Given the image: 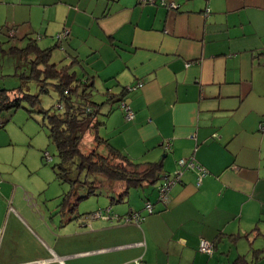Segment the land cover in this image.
I'll list each match as a JSON object with an SVG mask.
<instances>
[{"label": "crops", "instance_id": "obj_1", "mask_svg": "<svg viewBox=\"0 0 264 264\" xmlns=\"http://www.w3.org/2000/svg\"><path fill=\"white\" fill-rule=\"evenodd\" d=\"M166 2L177 8L0 0V27L58 42L57 61L75 60L132 108L129 121L121 102L103 108L112 111L99 134L112 147L162 162L165 175L192 156L207 172L197 185V171L184 170L167 204L157 186L119 184L63 210L55 173L41 176L39 161H16L0 142V264H264V0ZM130 212L140 225L122 221ZM201 239L215 243L212 256Z\"/></svg>", "mask_w": 264, "mask_h": 264}, {"label": "trees", "instance_id": "obj_2", "mask_svg": "<svg viewBox=\"0 0 264 264\" xmlns=\"http://www.w3.org/2000/svg\"><path fill=\"white\" fill-rule=\"evenodd\" d=\"M12 29L14 28H8L9 31H13ZM1 32H3V27H0ZM11 34L10 39L14 38L13 32ZM57 37L59 41L61 37ZM26 39V46L22 48L14 46L10 48V51L3 49L4 42L0 40V50L17 57L16 68L19 69L16 75L22 82L20 87H0V129L4 128L7 123L1 119L3 112L20 107L23 101H26L32 109L28 112L35 111L43 114L48 122V139L51 144L55 145L59 159L52 169L56 179L66 187L62 196L63 210L67 207L75 208L79 201L89 195H96L100 189L105 187L122 184L128 192L130 188L155 186L158 183L159 188L162 180L176 172L165 175L162 162H135L112 147L99 134V129L103 125L99 115L107 116L112 111L111 108L108 112H102L106 103L112 106L114 103L121 102L122 109L124 102L123 98L119 97L120 94L107 90L105 93L107 98L104 102L94 101L91 90L96 89V84L93 77L80 74L75 69L77 63L75 60L70 63H67L65 58L58 61L53 60L56 50L60 47L58 42L43 47L39 42L40 37ZM32 81L36 82L44 92L49 87H53L58 92L59 100L54 107L57 112L44 110L41 107L39 95H33L24 90V84ZM128 91L129 88L126 86L124 92ZM88 132L92 133L96 146L86 151L83 140ZM46 153L42 158L46 162H52L53 156L49 153L47 157ZM213 245L215 248L214 242ZM213 253L206 255L212 256ZM245 263L247 264L246 261L243 264Z\"/></svg>", "mask_w": 264, "mask_h": 264}, {"label": "rangeland", "instance_id": "obj_3", "mask_svg": "<svg viewBox=\"0 0 264 264\" xmlns=\"http://www.w3.org/2000/svg\"><path fill=\"white\" fill-rule=\"evenodd\" d=\"M11 31L8 28L4 27L3 32L0 33V40L3 43V49L6 51H10L11 47H19L22 48L27 45V39L23 36L17 35L14 38L10 39ZM42 45V44H41ZM55 52V56H56ZM54 61H57L55 57H53ZM18 64L17 57H14L10 53H4L0 50V87L1 88H14L20 87L22 85L20 77L18 78L16 75L17 69L16 65ZM26 69V68H24ZM41 87L34 81L28 82L24 84V90L30 94L39 95L41 100V107L44 110L56 111L55 106L59 100L58 92L53 88L49 87L48 92L42 91ZM108 88V87H107ZM107 88L96 85V89H92V99L98 103L104 102L107 98L105 95ZM106 103L105 105H107ZM104 105V107H105ZM30 109L28 103L23 101L21 106L12 109L9 111L3 112L1 119L7 122L4 128L0 129V142L11 143V151L8 152L9 155H14L16 161L20 158L19 161H23L26 164H32V158L36 159L41 164V169L39 170L42 174L48 175L50 172L53 174V165L58 163V154L55 145L51 144L48 139L49 127L48 122L44 119L42 113L39 112H28ZM102 108V112L104 113ZM106 118V116L99 115V119ZM83 146L86 151L91 150V148L95 147L92 133L88 132L83 140ZM49 152L51 156H53L52 162H46L42 157L44 153ZM25 158V159H24ZM37 174V173H36ZM31 176V177H36ZM50 186V185H48ZM64 186L59 183V181H55L53 185H51V189L56 188L59 189ZM158 188V183L154 186H150L151 190L154 188ZM157 194L158 190H157Z\"/></svg>", "mask_w": 264, "mask_h": 264}, {"label": "built area", "instance_id": "obj_4", "mask_svg": "<svg viewBox=\"0 0 264 264\" xmlns=\"http://www.w3.org/2000/svg\"><path fill=\"white\" fill-rule=\"evenodd\" d=\"M138 2L141 4H150L154 6H166L169 8H177V5L174 2L167 3L166 0H138ZM67 34H68V30H65L62 35H59V37H65L67 36ZM138 87H142V84L139 83ZM128 88L129 91L133 90L132 87H128ZM122 109L125 112V117L127 120H132L134 118L135 113L129 105L122 103ZM261 128L264 129V126L262 125ZM167 148H169V144ZM45 155L49 157V153H46ZM178 167H179L178 170L172 176H167L164 180L161 181V184L158 188L159 200L164 204H167L169 202L171 189L181 181L185 169H191L197 171L198 185H200L202 178L207 173L205 168H203L202 166H200L195 162L194 157H190L188 159L186 158L180 159L178 161ZM145 209L151 214L154 212V207L150 202L146 203ZM92 217L110 218V216L105 215L103 212H97L93 214ZM114 217H116V219H119V217L117 216ZM121 219L125 223L133 222L136 225H140L144 220L143 216L139 212H130L128 215L124 216V218ZM213 250H214L213 242L207 239H201L199 246L200 252L211 255L213 253ZM132 264H147V263L143 261L142 258H139L134 260Z\"/></svg>", "mask_w": 264, "mask_h": 264}]
</instances>
